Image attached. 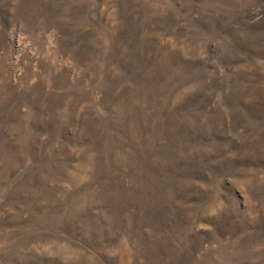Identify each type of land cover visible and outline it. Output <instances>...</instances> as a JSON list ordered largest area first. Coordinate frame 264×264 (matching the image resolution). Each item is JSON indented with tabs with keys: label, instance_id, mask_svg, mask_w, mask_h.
<instances>
[{
	"label": "rangeland",
	"instance_id": "rangeland-1",
	"mask_svg": "<svg viewBox=\"0 0 264 264\" xmlns=\"http://www.w3.org/2000/svg\"><path fill=\"white\" fill-rule=\"evenodd\" d=\"M0 264H264V0H0Z\"/></svg>",
	"mask_w": 264,
	"mask_h": 264
}]
</instances>
